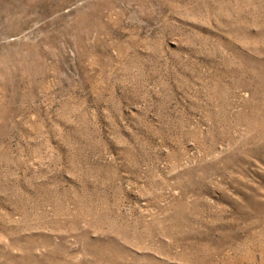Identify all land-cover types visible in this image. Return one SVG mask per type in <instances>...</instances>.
I'll return each mask as SVG.
<instances>
[{"label": "rangeland", "instance_id": "374dc122", "mask_svg": "<svg viewBox=\"0 0 264 264\" xmlns=\"http://www.w3.org/2000/svg\"><path fill=\"white\" fill-rule=\"evenodd\" d=\"M0 264H264V0H0Z\"/></svg>", "mask_w": 264, "mask_h": 264}]
</instances>
